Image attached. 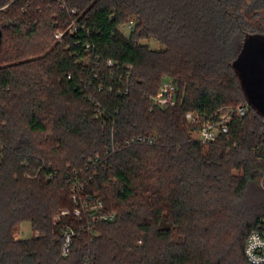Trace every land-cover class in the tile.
<instances>
[{
	"label": "trees",
	"instance_id": "obj_1",
	"mask_svg": "<svg viewBox=\"0 0 264 264\" xmlns=\"http://www.w3.org/2000/svg\"><path fill=\"white\" fill-rule=\"evenodd\" d=\"M68 2L85 25L77 45L54 39L68 18L54 3L17 0L0 12V264H250L244 248L264 218V188L242 202L251 184L264 187V119L250 107L205 144L190 136L186 115L211 118L247 102L232 64L247 35L264 34L254 21L264 19V0ZM130 21L126 37L120 28ZM151 38L165 50L141 43ZM167 80L177 104L153 106ZM49 130L44 149L38 139ZM139 136L153 144H124ZM96 157L85 193L117 219L89 233L71 216L54 217L76 207L67 175ZM221 215L226 223L214 227ZM26 222L39 236L16 240ZM67 227L77 234L64 256ZM175 231L184 239L172 242Z\"/></svg>",
	"mask_w": 264,
	"mask_h": 264
},
{
	"label": "built area",
	"instance_id": "obj_2",
	"mask_svg": "<svg viewBox=\"0 0 264 264\" xmlns=\"http://www.w3.org/2000/svg\"><path fill=\"white\" fill-rule=\"evenodd\" d=\"M17 0H10L9 3L0 6V12L6 10L10 4ZM48 3H54L60 7L62 11L67 14V19L63 23V28H58L55 30L54 39L58 43H63L65 37H70L75 40L76 45L81 41L78 37L80 30H85V25L82 23V17L77 15V10L70 8L68 0H42ZM135 22L130 21L123 26L125 30L129 33L134 30ZM124 30V31H125ZM121 32L125 35V33ZM126 36V35H125ZM86 51L89 53L91 50V45L86 44ZM88 61L91 57L86 58ZM114 62L109 61L108 66H113ZM128 71L133 69L132 66L127 67ZM161 90L154 95L151 100L153 106L159 108L173 107L177 104V91L174 85H172L170 80L165 81ZM103 85L99 86V90H103ZM113 90L110 86L109 91ZM129 88L127 89V92ZM91 101V100H90ZM99 106V103L97 104ZM250 106L248 103H241L236 107H226L217 111V114L211 118H206L200 113L189 112L186 115V120L191 127H194V132L198 135V141H202L205 144L213 143L216 139L222 136H227L229 133V124L234 119H241L249 113ZM150 143L153 144V139H148L144 136L127 138L124 144L131 146L134 144ZM261 143L264 147V128L261 132ZM112 150H116L120 147L119 144L113 143ZM110 151L108 150V153ZM99 157H96L87 164L84 169L81 170H71L67 175L68 188L71 191V198L76 207L71 210L61 211L54 220H59L60 217L71 216L73 217L86 232H93V227L101 222L114 223L117 219V213L113 211H108L105 203L98 200L93 195L86 194L85 188L89 181L93 179L88 175L87 170L91 165L98 163ZM76 230L72 227H67L63 231V244L62 253L67 256L72 251L73 240L76 235ZM244 255L246 260L250 264H264V218H262L259 228L252 231L246 238V244L244 248Z\"/></svg>",
	"mask_w": 264,
	"mask_h": 264
},
{
	"label": "water",
	"instance_id": "obj_3",
	"mask_svg": "<svg viewBox=\"0 0 264 264\" xmlns=\"http://www.w3.org/2000/svg\"><path fill=\"white\" fill-rule=\"evenodd\" d=\"M245 38L232 68L248 105L264 119V34L252 33ZM2 39L0 29V47Z\"/></svg>",
	"mask_w": 264,
	"mask_h": 264
},
{
	"label": "rangeland",
	"instance_id": "obj_4",
	"mask_svg": "<svg viewBox=\"0 0 264 264\" xmlns=\"http://www.w3.org/2000/svg\"><path fill=\"white\" fill-rule=\"evenodd\" d=\"M250 1H252V0H250ZM264 12H261L260 14L262 15ZM255 21V24L257 23L258 24V26H264V19H262V18H258V19H256V20H254ZM120 29H122V31L125 33V35H126V37H129V33L125 30V28H123V26H122V28H120ZM125 30V31H124ZM141 43L143 44V45H146V46H148L149 47V49H151V50H155V51H158V52H161V51H164L165 50V47L163 46V45H161L156 39H154V38H151V39H149V40H141ZM53 45V44H52ZM51 45V46H52ZM46 56H47V52H32V53H29L28 55H26V60H32L33 58H38L39 59V57L41 58V59H43V58H46ZM45 63H48V62H46V61H44ZM165 82V81H164ZM163 82V83H164ZM70 105H71V107L73 108V109H76L77 107H76V104L75 103H69ZM68 104V105H69ZM50 129V128H49ZM52 129V128H51ZM53 133H51L50 132V130L48 131V134H42V135H40V137H39V141H38V143L40 144L41 143V145H40V147H42V148H47V144L48 143H45L44 141H45V139H46V137H49V136H51ZM190 136L192 137V139H194V140H198V135L194 132V131H191V134H190ZM208 150V147H206L205 148V151H207ZM233 173L235 174V175H237V176H241L242 175V172L240 171V170H235V171H233ZM263 183H261V185H259V184H256V183H253V184H251L248 188H247V190H246V194H245V200H244V203L242 202V204H244L243 206L245 207V205H247L248 203H252V202H255L256 200H258L259 199V197L263 194V192H261L262 190H263V185H262ZM261 198V197H260ZM238 201V200H237ZM121 206V211H124L126 208H128V206L127 205H125V204H121L120 205ZM205 208H207L208 210H210V208H212V209H214V207H208V206H206ZM54 219H55V217H54ZM212 219H209V218H206V224H208L210 221H211ZM56 221V220H55ZM218 222H224V223H226L225 222V220H224V216L223 215H221V217H219L218 219H216V220H214L213 221V223H214V227H215V225L216 224H218ZM100 234H99V232H97L96 231V233H95V236H99ZM33 236H39L36 232H34L33 231V229H32V225H31V223L29 222V223H22L21 225H19L17 228H16V230H15V232H14V238L16 239V240H29V238H31V237H33ZM179 239H184V236L183 235H180L179 234V232H177V231H175V233H174V235H173V237H172V242H174V241H177V240H179Z\"/></svg>",
	"mask_w": 264,
	"mask_h": 264
}]
</instances>
